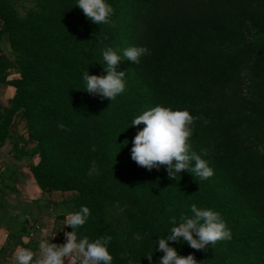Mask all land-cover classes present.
<instances>
[{
    "label": "trees",
    "instance_id": "obj_1",
    "mask_svg": "<svg viewBox=\"0 0 264 264\" xmlns=\"http://www.w3.org/2000/svg\"><path fill=\"white\" fill-rule=\"evenodd\" d=\"M77 2L50 0V9L21 17L0 0V39L12 51L0 60V83L16 87L10 106L0 102V147L13 141L23 152L35 143L28 154L39 158L30 166L36 182L76 192L73 212L90 209L78 238L111 236L112 264H131L107 211L122 197L139 204L126 209L143 235V264L148 254L159 264L156 241L170 234V217L192 215V204L219 212L232 238L206 251L170 242L180 255L264 264V0H106L111 25L88 20ZM130 46L151 55L120 62L125 91L113 101L87 93L85 71L106 75L102 50L122 55ZM158 105L202 118L190 143L208 150L202 158L214 176L183 171L171 180L165 166L149 171L131 159L144 127L133 119ZM18 119L22 134L13 132Z\"/></svg>",
    "mask_w": 264,
    "mask_h": 264
},
{
    "label": "clouds",
    "instance_id": "obj_2",
    "mask_svg": "<svg viewBox=\"0 0 264 264\" xmlns=\"http://www.w3.org/2000/svg\"><path fill=\"white\" fill-rule=\"evenodd\" d=\"M76 6L93 23L111 25L114 8L106 0H78ZM120 52L119 48L113 47L102 50L106 75H90L88 70L83 73L84 90L87 93L115 100L125 91L127 72L117 71L120 62L127 60L139 65L141 57L151 55L146 46H130L123 49L122 55ZM198 119L202 118L193 116L187 109L173 110L158 105L144 111L132 121L131 126L143 124L144 127L132 140L131 159L149 171L165 166L171 180H177V174L183 171L201 180H208L215 174L208 161L202 158L208 155V150L202 148L197 153L190 143ZM191 213V216L181 214L179 218L170 217L169 223L174 225L170 234L156 241L157 250L163 253L159 264H200L193 254L180 255L176 248L170 246V242L182 240L197 251H206L209 246L231 240V230L219 212L192 204ZM89 216L90 209L87 206L69 213L65 225L72 231L64 233L65 243H52L53 238L51 241L42 239L38 253L30 248L18 247L14 255L16 264H112L113 256L108 250L113 239L111 236H101L94 240L86 235L78 238L76 230L83 227ZM145 258L152 264L153 254Z\"/></svg>",
    "mask_w": 264,
    "mask_h": 264
},
{
    "label": "crops",
    "instance_id": "obj_3",
    "mask_svg": "<svg viewBox=\"0 0 264 264\" xmlns=\"http://www.w3.org/2000/svg\"><path fill=\"white\" fill-rule=\"evenodd\" d=\"M3 45L7 47L5 42L0 45V60L12 57ZM15 92V86L0 83V102L10 106ZM18 121L13 132L22 134L26 121ZM34 145L31 142L23 152L14 148L13 141L0 147V264H16L14 255L18 247L38 253L42 239L65 243L64 233L69 232L65 220L74 210L72 199L76 192L43 190L38 185L30 166L39 158L28 154Z\"/></svg>",
    "mask_w": 264,
    "mask_h": 264
},
{
    "label": "rangeland",
    "instance_id": "obj_4",
    "mask_svg": "<svg viewBox=\"0 0 264 264\" xmlns=\"http://www.w3.org/2000/svg\"><path fill=\"white\" fill-rule=\"evenodd\" d=\"M10 3L14 6L16 11L21 17H26L32 11L43 12L48 10L50 5V0H9ZM7 44L1 46L3 50H7L12 53L9 40L7 36H3L0 39L1 44ZM7 51V52H8ZM17 74H14V76ZM12 77V76H11ZM19 120V119H18ZM17 120L16 124H19ZM94 170H97V167L94 166ZM129 206L133 210L137 211L139 209L138 202L134 201L129 197H122L118 200L115 206L108 208V215L110 222L117 229L121 240L123 241L125 248V256L129 258L131 264H143L141 263V257L143 258V252L141 255L140 247L144 245L143 235L135 226V223L132 222L126 207Z\"/></svg>",
    "mask_w": 264,
    "mask_h": 264
},
{
    "label": "built area",
    "instance_id": "obj_5",
    "mask_svg": "<svg viewBox=\"0 0 264 264\" xmlns=\"http://www.w3.org/2000/svg\"><path fill=\"white\" fill-rule=\"evenodd\" d=\"M2 168V164L0 163V169Z\"/></svg>",
    "mask_w": 264,
    "mask_h": 264
}]
</instances>
